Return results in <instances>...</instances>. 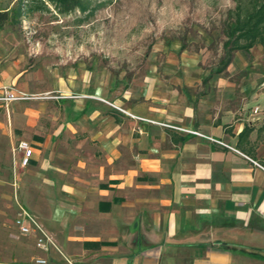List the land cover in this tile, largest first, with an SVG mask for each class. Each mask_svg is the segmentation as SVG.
Returning a JSON list of instances; mask_svg holds the SVG:
<instances>
[{"label": "crops", "instance_id": "crops-1", "mask_svg": "<svg viewBox=\"0 0 264 264\" xmlns=\"http://www.w3.org/2000/svg\"><path fill=\"white\" fill-rule=\"evenodd\" d=\"M209 84L155 82L125 112L73 91L0 102V157L55 244L0 264H264V90L248 79L233 103L232 82Z\"/></svg>", "mask_w": 264, "mask_h": 264}, {"label": "rangeland", "instance_id": "rangeland-1", "mask_svg": "<svg viewBox=\"0 0 264 264\" xmlns=\"http://www.w3.org/2000/svg\"><path fill=\"white\" fill-rule=\"evenodd\" d=\"M21 1L25 9L37 3ZM86 1V10L68 14L47 1L0 29V70L8 79L15 74V81L4 86L24 83L21 92L28 98L19 100L73 91L78 98L86 94L125 112L123 104L149 92L155 82L162 91L177 86L198 96L215 89L209 81L227 80L233 103L242 102L248 79L258 80L264 90L259 44L248 53L234 52L226 68L216 71L235 0ZM16 3L0 0V10L10 12ZM26 200L0 157V261L27 260L31 248H38L35 237L15 225L20 206L44 225V216L31 211Z\"/></svg>", "mask_w": 264, "mask_h": 264}, {"label": "trees", "instance_id": "trees-1", "mask_svg": "<svg viewBox=\"0 0 264 264\" xmlns=\"http://www.w3.org/2000/svg\"><path fill=\"white\" fill-rule=\"evenodd\" d=\"M34 5L24 8L21 0L10 12L0 11V28L10 23L15 24L27 11H32L38 5L45 6L50 1L54 9L60 14H68L78 9L84 11L87 8L86 0H34ZM234 11L231 13L229 23L224 29L225 40L223 42V57L217 72H222L230 63L232 55L236 51L247 52L256 44L264 50V0H235Z\"/></svg>", "mask_w": 264, "mask_h": 264}, {"label": "built area", "instance_id": "built-area-1", "mask_svg": "<svg viewBox=\"0 0 264 264\" xmlns=\"http://www.w3.org/2000/svg\"><path fill=\"white\" fill-rule=\"evenodd\" d=\"M47 97V96H45ZM50 98H61L66 97L61 94L50 95ZM69 98H78V96L70 94ZM28 96L22 93L19 90H16L13 86H4L0 88V102L8 103L12 101H16L19 99H26ZM254 112H257V107L254 108ZM187 132L200 135L199 132L194 130H187ZM16 149L20 152V166L26 167L29 164L32 148L28 141L19 140L16 145ZM15 225L19 229L20 232L33 235L35 237L36 246L42 250H48L51 246H55L53 240L49 236L48 232L44 229V227L40 224V222L36 219L34 215L29 212L23 206H20L16 217H15ZM37 264H45L44 259H36Z\"/></svg>", "mask_w": 264, "mask_h": 264}]
</instances>
